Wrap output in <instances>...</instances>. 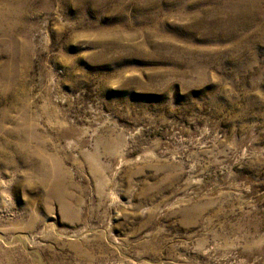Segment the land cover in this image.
<instances>
[{
  "label": "rangeland",
  "instance_id": "obj_1",
  "mask_svg": "<svg viewBox=\"0 0 264 264\" xmlns=\"http://www.w3.org/2000/svg\"><path fill=\"white\" fill-rule=\"evenodd\" d=\"M0 264H264V0H0Z\"/></svg>",
  "mask_w": 264,
  "mask_h": 264
}]
</instances>
